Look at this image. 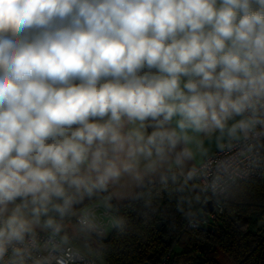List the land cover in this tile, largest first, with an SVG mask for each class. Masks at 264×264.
<instances>
[{"label":"clouds","instance_id":"obj_1","mask_svg":"<svg viewBox=\"0 0 264 264\" xmlns=\"http://www.w3.org/2000/svg\"><path fill=\"white\" fill-rule=\"evenodd\" d=\"M261 141L264 0H0V264H88L129 189Z\"/></svg>","mask_w":264,"mask_h":264},{"label":"trees","instance_id":"obj_2","mask_svg":"<svg viewBox=\"0 0 264 264\" xmlns=\"http://www.w3.org/2000/svg\"><path fill=\"white\" fill-rule=\"evenodd\" d=\"M199 200L196 180L186 186L183 177L145 182L114 203L125 230L95 237V255L102 264H159L166 253L174 264H223L222 256L231 264H264V179L237 182L223 194L220 214L183 229L190 219L206 216L198 213Z\"/></svg>","mask_w":264,"mask_h":264},{"label":"built area","instance_id":"obj_3","mask_svg":"<svg viewBox=\"0 0 264 264\" xmlns=\"http://www.w3.org/2000/svg\"><path fill=\"white\" fill-rule=\"evenodd\" d=\"M264 144V141H261ZM225 154L221 153L218 148L210 155L207 156L205 162L208 163V176L211 178L214 175V161L217 158H222ZM199 166V165H197ZM246 179H264V147L257 150V154L253 156L250 160L245 161L239 166V168L230 174L223 175L220 182L216 185L215 188L209 186L204 187V181L202 179H197V187L200 191V200L199 208L201 204L206 199H211L212 201V210L210 212H205V217L192 218L185 223L183 229L194 228L201 223H205L209 220L214 219L218 214L223 210L221 198L223 194L233 185L241 180ZM111 231L110 228H105L103 236L107 235ZM86 259L88 264H99L95 260L94 256L86 254ZM159 264H174L170 258V254L166 253Z\"/></svg>","mask_w":264,"mask_h":264},{"label":"rangeland","instance_id":"obj_4","mask_svg":"<svg viewBox=\"0 0 264 264\" xmlns=\"http://www.w3.org/2000/svg\"><path fill=\"white\" fill-rule=\"evenodd\" d=\"M202 212H203L202 209H200L198 213L202 214ZM259 223L261 224L262 221L260 220ZM94 239H95V237L93 236L91 238H87L84 240L77 241V243L81 247L82 251H84L88 255L94 256L97 263L102 264L101 258L98 255H95V253H94V246L92 244ZM222 257H220V261L223 264H231V262L229 260H227L224 256H222Z\"/></svg>","mask_w":264,"mask_h":264},{"label":"crops","instance_id":"obj_5","mask_svg":"<svg viewBox=\"0 0 264 264\" xmlns=\"http://www.w3.org/2000/svg\"><path fill=\"white\" fill-rule=\"evenodd\" d=\"M204 147L207 149V152H208V155H210V154H212L216 149H217V142H216V139H215V136H213L212 138H210V139H205L204 140ZM207 155V156H208ZM155 180H157V178H150L148 181H146V182H151V181H155ZM138 189H135V190H131V189H129L128 191H127V195L129 196V197H131V196H133L134 194H135V192L137 191ZM105 195H111V193H109V194H105ZM126 201V200H125ZM124 202V201H123ZM123 202H116V201H114L113 203H116V204H121V203H123ZM74 222V221H73ZM72 222V223H73Z\"/></svg>","mask_w":264,"mask_h":264},{"label":"water","instance_id":"obj_6","mask_svg":"<svg viewBox=\"0 0 264 264\" xmlns=\"http://www.w3.org/2000/svg\"><path fill=\"white\" fill-rule=\"evenodd\" d=\"M202 210L205 212H210L212 210V201L211 199H206L201 204ZM143 264H150L148 261H145Z\"/></svg>","mask_w":264,"mask_h":264}]
</instances>
